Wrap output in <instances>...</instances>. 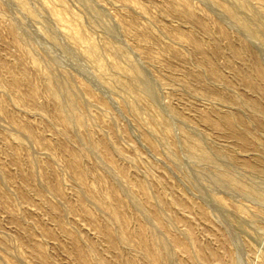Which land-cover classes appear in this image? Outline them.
Instances as JSON below:
<instances>
[{
	"label": "rangeland",
	"instance_id": "rangeland-1",
	"mask_svg": "<svg viewBox=\"0 0 264 264\" xmlns=\"http://www.w3.org/2000/svg\"><path fill=\"white\" fill-rule=\"evenodd\" d=\"M27 1L36 12L35 14H30L25 10L18 0H0V101L19 120L28 125V130L20 129L13 125L10 118L0 111V178L3 182H0V263L43 264V261L48 264H86V261L91 259L92 261L96 260L98 264H124L125 257L122 254V250L137 254V258L139 257L138 262H144L146 258L143 257V254L137 248L139 224L137 223L136 212L139 207L140 210L144 209L141 203H144V199L137 184L129 183L125 177L117 173L118 169L116 168L121 165L120 167L123 166L122 168L129 176L131 175L130 177L133 180H142L148 183L150 192L154 195L150 203L166 214V223L171 230L177 232L182 238H186L191 244L193 243L191 253L186 254L179 244L173 243L167 231L163 227L158 226L151 215L145 214L146 218L148 217L147 220L153 225L151 226L153 230L167 241L171 254H173L172 261H175V263L173 262L174 264H205L198 255L197 242L191 237L188 238L184 231V221L176 216L183 213L187 214L188 218L196 225L200 239L202 238V244L205 246L210 247L213 244L211 247L218 248L223 254H226L229 249L236 258V264H263L264 217L258 220L252 217L261 203L254 197L247 196L237 189L221 185L219 182L222 180H218L220 174L217 168L213 165L194 161L184 148V129L190 133L195 132L193 134H198L200 137L202 136V140H205L204 143L207 145L216 139V137H213L215 132L211 125L208 123L203 124L204 121L195 123L194 120L197 119L195 115L199 118L201 113L208 112L211 108L219 107L215 97L224 91V87L219 83H216L219 87L216 85L213 88L209 87L212 81L211 77H209L210 75L206 72L208 62L213 63L220 71L226 74L229 73V70H227L228 40L224 36L219 35L217 23L227 24L226 26H229L228 28L237 42L241 43L243 41L248 44L251 37L253 41L256 39V43L260 42V44L258 43L259 45L254 42V45L252 42L248 45H252L261 59L264 58V30H262L264 22L257 20L255 12L257 8L253 5V8L249 6L247 9L238 0H221L225 4H233L234 6L229 5L231 9L235 8V11L240 9L239 12L242 10L240 14L245 15V18L247 16V20L254 22V27L257 31L255 32L256 34H252L245 32L239 24H235L236 22L233 23V18L230 15L228 17L227 14L229 13L215 0H85V2L82 0L83 3H87L86 5L80 0H65L68 1L67 3L64 0H46L47 4L50 6L51 4L52 6L54 5L53 7L58 12L61 10L62 13L60 12L59 15L64 20L63 25L57 21L58 18L49 11L48 7H45V0ZM233 2H237L236 4L240 7ZM237 7L239 9H236ZM187 9L193 10V18L181 16L180 12H184ZM70 13L78 16L79 22L71 18ZM87 20L88 23H86ZM255 21L257 24H255ZM201 22H205L210 27V31L206 32ZM12 23L15 29L21 32L23 37L29 42L23 43L24 45H16L13 42L12 34L9 30V27L13 25ZM258 23H262L263 27ZM78 25L84 28L95 43L101 44L100 46L107 39H110L114 44H120V46L127 49L130 56L142 66L150 80L154 82L162 110L169 118L172 116L170 118L174 126L172 139L174 144L177 145H175L176 151L180 161H182L180 164L172 157L167 156L168 149L161 144L160 140H157L160 146L158 150H155L147 141H144L142 127L139 126L130 112L124 108L125 97L123 93L112 87V81L106 82L101 77L96 65H94V62L91 61L87 54L85 44L74 40L67 34L77 29ZM251 25L253 26V23ZM114 26L119 28L116 29ZM45 30L47 32L50 31L54 36L56 35L55 39L50 32L48 34ZM191 34L197 35L203 40L205 45L203 52L195 49V45L189 38ZM246 35L247 37L250 36L247 38L245 37ZM254 35L257 36L253 37ZM213 40H217L222 46V52L217 53L210 47V43ZM73 54L76 55L74 56ZM245 54L246 56H244ZM243 56L247 60L250 59L246 49L245 52L243 51ZM114 59V55H111L109 51L104 52L101 58L104 63H110ZM122 59V64L126 66V60ZM262 60L264 62V59ZM46 63H51L59 73L63 71L70 77L72 76L74 86L79 89L80 93L81 104L78 112L79 110L80 112L84 111V108H81L82 105L86 106L89 120L94 122L96 130L106 131L108 140L122 153V159L119 157L120 160L117 159L116 163H113V169L111 167L112 163L107 161L110 164L109 167L106 163L108 158L106 159V156L98 149V151L96 149L92 151V154L94 153L92 157L83 158L76 164L69 163L68 156H70V153L66 144L57 142L54 145V131L57 128L61 130V125L49 117L50 113H43L37 107V104L39 105L46 101L45 95L41 94L38 96L35 103L27 99L25 91H27L29 85L21 86L16 92L8 91L9 80L12 77L11 71L22 66L27 70L28 79L31 82L30 85L34 84L33 86L36 85L42 88L44 74L50 72V66L48 68ZM201 74L204 76L200 77L199 75ZM244 88L242 84L237 83L230 90L227 89V92L236 96L240 95V98L241 96L246 98L250 93ZM82 91L83 93H81ZM115 92L121 94L119 95ZM24 96L26 101L23 98ZM103 101H107L110 107L107 108ZM170 105H173L176 109V115L170 109ZM37 112L40 113L38 114ZM144 118L147 120V114L144 115ZM157 119L162 120V117L158 116ZM179 120H182V122H179ZM248 122L253 135L264 137L262 128L252 125L249 118ZM110 126L113 127L114 132L109 130ZM148 126L144 125L143 127L147 128ZM75 132L76 135H81H77L79 148H90L91 141L87 126L77 129ZM10 133L21 135L26 144L18 146V141L11 138ZM78 136H80V140ZM82 136L83 138H81ZM92 137L97 139V135ZM218 142L221 145L225 144L221 140H218ZM4 143L6 144L4 145ZM224 146L231 152H237L238 155L241 153V150H233V147L229 145ZM163 150L164 152L162 153ZM13 151L17 152L18 158H13ZM30 153L37 160L34 166H31L28 160ZM123 157H125L124 160ZM226 163L229 166L235 164L232 165V168L235 172L237 171V174L246 180L248 179V181H255V183L259 181V186H263L264 177L260 174L252 171L248 172L247 169L240 164L237 165L236 162L227 161ZM239 166L242 168H239ZM237 167L241 171L240 173ZM193 171L194 173L198 172L199 176L192 174L191 172ZM31 172L35 174V181L43 186L44 192L42 194H39L32 186L33 178L31 177ZM184 172L189 173L190 176L196 175V177L192 176L194 178L192 180L197 179V185L195 181L193 182L195 185H191L186 178H183V176L185 177ZM243 172L245 174H242ZM102 173L106 176L109 175L108 178H113L118 184L116 186L119 190H114L108 179L101 178L99 180L97 175H102ZM111 173L113 176L116 175L113 177ZM81 174L85 177L87 185L93 187L94 193L88 194L84 189L85 187L80 184L79 178ZM116 176L119 177L118 180ZM119 184H121V188L123 187L122 190ZM125 186L126 189L124 188ZM158 191L164 194V200L157 197ZM84 196L92 201L87 200ZM102 200L125 216L132 228L121 230L119 222L107 212L108 210L102 204ZM185 205H188L190 209H185ZM233 205L243 206V209L245 208L244 213L246 212L245 210L249 212L246 215L254 213L249 215V219L244 213L242 215V212L233 210L235 209ZM89 207H94V214L88 212ZM100 207L102 208L101 210ZM240 215L243 218L239 217ZM253 219H255L256 224ZM105 220L110 222L113 231H121L124 236L128 237L130 243L122 244L121 251L113 250L109 244V239L103 236L102 230ZM243 220L245 224H243ZM207 242H209L210 246L207 245ZM234 243L236 244L234 245ZM124 246L129 248L126 249ZM130 248L132 249L130 250ZM176 253L177 256H175ZM177 260H180L179 263ZM211 262L212 264H217L215 258H212Z\"/></svg>",
	"mask_w": 264,
	"mask_h": 264
},
{
	"label": "bare ground",
	"instance_id": "bare-ground-1",
	"mask_svg": "<svg viewBox=\"0 0 264 264\" xmlns=\"http://www.w3.org/2000/svg\"><path fill=\"white\" fill-rule=\"evenodd\" d=\"M18 1L22 5V7L25 10H27L30 14H35L36 13L33 10V8L29 5V3H28L27 0H18ZM80 1L82 2V0H80ZM83 1L85 2V0H83ZM215 1H216V3L218 2L224 8V10L226 12L229 13V14H227L225 12V14H227L228 17L231 16L233 18V19L231 18L232 21L234 20L233 23L236 22L235 24H239L242 27V29L245 32H247V33L256 34L255 32L257 30H255L254 22L249 21V19L247 20L246 19L247 16L245 18L244 17L245 15L243 16L242 14H240V13H242V10H241V12H239L240 9L237 7L236 9H239V11L236 10V11H238V12H236L235 11V8L232 7L234 9L233 10V9H231V7H229L230 4L229 5L228 4H225L221 0H215ZM238 1L244 7H246V8L249 7V6H252V8H253V5H254V7L257 8L256 11H255L256 12V18H257V20L259 22H262V23L264 22V0H238ZM44 2L46 4V6L45 5L44 6L46 8L48 7L49 11L54 16H56L58 18L57 21H59V23L63 25L64 24V20L59 15V13L61 12V10H59L60 12H58L53 7L54 5L53 6H52V4H51V6L48 5L47 2H46V0ZM64 2L67 3L68 1H65L64 0ZM205 3H207V2H205ZM233 3H235V2H233ZM14 4H15V2H14ZM74 4H75V2H74ZM83 4L86 5L87 3H83ZM219 4H217V5H219ZM61 5H64V4H61ZM231 5L234 6L233 4H231ZM236 5H238V4H236ZM211 7H212V5H211ZM88 8H89V6H88ZM217 9H219V8H217ZM88 10L90 11V9H88ZM102 10H103V8H102ZM219 10H221V9H219ZM66 11H68V10H66ZM249 11H250V8H249ZM91 14L93 15V13H91ZM180 14H181V16L183 15V16H185L187 18H190V19L194 17V12H193L192 9H187L184 12H180ZM70 16H71V18H73V19H75L76 21L79 22L78 16H76L73 13H70ZM256 18H254V19H256ZM187 20L189 21V19H187ZM92 22H94V21H92ZM250 22L253 23V26L251 25ZM86 23H88V20L86 21ZM89 24H91V23H89ZM201 24L204 27V29L206 30V32L207 31H210V27L208 25H206L205 22H201ZM224 24L221 23V22H218L217 23V29H218V31L220 33L219 35L224 36L228 40V44H227V51H228V53H227L228 54L227 68L228 69L227 70H229V73L226 74V73L220 71V69H218L213 63H210V62H208L209 64L206 63V64H208L207 65V68H206V70H207L206 72L210 75L209 77H211V81H212V83H211V85L209 87L210 88H213L216 85V83H219V84H221L224 87L223 88L224 91L223 92H220L215 97V98H217V101L218 102H216V103H219V107H216V108H213V109L211 108L212 109V110L210 109L211 111L209 110L208 112L201 113L200 116H199V118L196 117V115H195V118H197V119L194 120L195 123H199V122L201 123L202 121H204L203 124L204 123H208L209 125H211L212 128L214 129L213 131L215 132V136H213V137H216V139L213 140L211 144L207 145L206 143H204L205 140L204 141L202 140V138H201L202 136L200 137V136H198V134L197 135L196 134H193L195 132L190 133V132H188V131H186L184 129V148L186 149V151L188 152L189 156L194 161H196L198 163L201 162V163H205V164H208V165L215 166L217 168V170L219 171V174H220V176L222 178L221 179L220 176L218 177V180L220 179L219 181L222 180L221 182H219L221 185H223L225 187L228 186V187L237 189L238 191L244 193L245 195L251 196V197H254L255 199H257L261 203V205L258 208H256L257 210H255V213L253 212L254 214L251 213L249 215H252L253 214L252 217L255 218L256 220H258V219L264 217V184H263L262 187H260L259 184H258L259 181H257V183H255V181L253 182V181H248V179L246 180L245 178H243L242 176H240L239 174H237L236 173L237 171L235 172L233 170L232 165H235V164H232L231 166H229L226 162L227 161L236 162L237 165L240 164L245 169H247L248 172L249 171L256 172V173L260 174L262 177H264V137H258V136H256V134L253 135V133L251 132V129H250V124L248 122V118H249V120L252 122V125L257 126V127H260V128H262L264 130V62L262 60L264 58L261 59V57L259 56V54L257 53V51L253 49L252 45H250V46L248 45L250 42H252V44L254 45V43H256V41H255L256 39H254V41H253L252 40V37H251V40H250V42H248V44L246 42H243L242 40H241L242 41L241 43L240 42H237L236 39H235V37L233 36L232 32L229 30V28H228L229 26L227 27L226 26L227 24L226 25H224ZM255 24H257L256 21H255ZM261 24H259V25L261 27H263V25H261ZM100 26H101V24H100ZM260 26H259V28H260ZM44 27H46V26L44 25ZM77 27H78L77 29H74L73 31L68 32L67 34L71 38H73L74 40L85 44L84 46H85V49L87 51V54H88L89 58L91 59V61L94 62V65H96L97 70H99L98 72L100 73L101 77L106 82L112 81V83H113V86L112 87H114L116 90H118V91H120V92L123 93V95L125 97L124 108L128 112H130V114L134 117V119L137 121V123L139 124V126L142 127V133H143L142 136L145 139L144 141H147V143L150 144L155 150H158L160 146H159L157 140L158 141L160 140L161 141V144L165 148L168 149L167 156L172 157L177 163L180 164L182 161H180V158H179V156L177 154L176 147H175L176 144H174L173 139H172L173 131H174L173 122L170 120V118H172V116L169 118V116L162 110V108L160 106V103H159V100H158V96H157V94H158L157 87L154 84V82L150 80V78L148 77L147 73L144 71V69L142 68V66H140L130 56V54L127 51V49H125L124 47L120 46V44L119 45H117L116 43L114 44L110 39H107L105 41V43L102 46H100L101 44L98 45L97 43H95V41H93V39H91L90 36H88V34L86 33V31L84 30L83 27H81L79 25ZM114 27L116 28V26H114ZM56 28H58V27L56 26ZM117 28H119V27H117ZM259 28H257V29H259ZM263 28H262V30H264ZM239 29H241V28H239ZM9 30L11 31L10 33L12 34V40H13V42L16 45H22L25 42H29V40L27 41L23 37V35H22L21 32H19L18 30L15 29L14 24L9 27ZM102 30H104V29H102ZM240 31H242V30H240ZM49 32H47V33L50 34L51 32L50 33ZM55 36L52 34V37L54 39H55ZM255 36H257V35H254L253 37H255ZM29 37H30V34H29ZM245 37H247V35ZM189 38H190V41L195 45V47H196L195 49H197L199 52H203L204 51L205 45H204L203 40L199 36L194 35V34H191L189 36ZM238 41H239V39H238ZM258 43L260 44V42H258ZM258 43H256V45ZM210 44H211L210 47L215 52L220 53V52L223 51L222 46L218 43L217 40H213L212 43H210ZM261 44H263V43L261 42ZM127 46H128V44H127ZM256 48H257V46H256ZM259 48H262V47L260 46ZM60 49H62V48L60 47ZM245 49L249 53V56H250V59L249 60H247L246 58H244V56H246V54L243 56V51L245 52ZM106 51H109L111 53V55L113 54L114 57H115V59L112 62H110V63H104L101 60L104 52H106ZM55 53H53V54H55ZM71 53H72V51H71ZM73 55L75 56L76 54H73ZM64 56H66V55H64ZM122 58L126 60V62H127V65L126 66H124L122 64V62H121V59ZM57 61H58V59H57ZM205 62H206V60H205ZM47 66H48V68L50 66V68H49L50 69V72H47V73L44 74V82H43V87L42 88H39L36 85L33 86L34 84L33 85H30L31 82L28 79V76L29 75L27 74V70L25 69V67L22 66V67H18L16 69H13L11 71L12 77L10 76L11 78L9 80L8 91L16 92V91H18V89L21 86H24V85H27L28 86L29 85V87H27L28 89H27V91H25V93H26V96H27L28 101L35 102V103H36V99H37L38 96H40L41 94L45 95L46 101L44 103H42V104H39V105L37 104V107L43 113H50V116L49 117L52 120L56 121L59 125H61V127H62L61 130H59L57 128L54 131V143L55 144L54 143L53 144L56 145L57 142H59V143H65L66 144V146L69 149V153H70V156H68L69 157V163L76 164V163H79L83 158L92 157V155L94 154V153L92 154V151L94 149H96V150L98 149L101 153H103L106 156V159L108 158L106 160V163H107V161L109 163H112L111 164V167L113 169V166H114L113 163H116V160L117 159L120 160L119 157H121V159H122V153L120 152V150H118L113 145V143H111L108 140V136L106 134L107 133L106 131L99 130V129H98L99 131L96 130V126L93 124L94 122H92V121L90 122V120H89V117H88V114L89 113L87 114V108H86V106L82 105L81 108L82 109L84 108V111L80 112V110H79V112H78V108H79V106L81 104L80 97H79L80 96L79 95L80 93H79V89H77V87L74 86V80L72 81V78H71L72 76L70 77L66 72H63V71H62V73H59L55 69V67L53 65H51V63H48ZM67 69H68V67H67ZM203 70H204V68H203ZM199 76L200 77H203L204 75L201 74ZM206 77H208V76H206ZM157 81L160 82L159 80H157ZM204 82H206V81H204ZM195 83H197V82H195ZM237 83L242 84L245 87L244 89H247L248 90V93H250V95L248 97L242 98V96H241V98H240L239 97L240 95L239 96H236V95L229 94L227 92V89L230 90L231 87L234 84H237ZM216 86H218V85H216ZM108 89H110V88H108ZM231 91H233V90H231ZM210 92H213V91H210ZM81 93H83V91ZM115 93H117V92H115ZM117 94H119V93H117ZM23 98H25V96ZM25 101H26V98H25ZM84 104H85V102H84ZM103 104L107 108L110 107V105L107 104V101L106 102L103 101ZM217 106H218V104H217ZM170 109L173 110V112L175 113V115L177 114L176 109L174 108L173 105H170ZM0 111L3 112L6 116H8L10 118V120L12 121V124L13 125H15L16 127L20 128V129L28 130L27 129V126L28 125H26L21 120H19L15 116V114L10 109H8V107H6V105L2 101H0ZM145 114H147V116H148L147 120L144 118V115ZM171 114L173 115L172 112H171ZM90 115H92V114H90ZM158 116H161L162 117V120H158L157 119ZM247 116H248V118H247ZM179 122H182V120L181 121L179 120ZM97 125H99V124H97ZM144 125H149V126L147 128H144L143 127ZM1 126H3V125H1ZM86 126H87V128L89 130V137H90V141H91V147L90 148L87 147L86 149H81L82 147L79 148L80 146L77 145V143L79 142L78 141V138H77V135H80V134H77L76 135V132L75 131L77 129L85 128ZM192 126H194V125H192ZM206 126H208V125H206ZM207 128L209 129V127H207ZM109 130L112 131V132H114V129L111 126L109 127ZM27 135H29V134H27ZM85 135H86V133H85ZM94 135H97V137H96L97 139H93L92 136H94ZM10 136H11V138H13V139H15V140L18 141L17 142L18 146H24L26 144V143H24V139L21 137V135H19L17 133H10ZM80 136H78L79 137V140H80ZM81 138H83V136ZM203 139H205V138H203ZM218 140L224 141L225 144L222 143L223 145H221L218 142ZM5 144L6 143H4V145ZM83 144H84V142H83ZM224 145H229V146L233 147V150L234 149L241 150L240 155H238L237 152H231V151H229L228 149L225 148ZM6 147H8V146H6ZM8 150H9V148H8ZM97 151H95V152H97ZM163 152H164V150L162 151V153ZM12 156H13L14 159L18 158L17 157V152L16 151H13L12 152ZM124 159H125V157H123V160ZM28 160H29V163H30L31 166L36 165L37 160H36L35 157H33L31 155V153H30V157H29ZM107 165L109 166L110 164L107 163ZM186 165L188 166V164H186ZM120 166H118L116 168V169H118V172L117 173H119V175L125 177L129 181V183H131L133 185L134 184H137L139 186L140 190H141L142 195H143L144 203L143 202H141V203L143 204V207L142 208H144V209L143 210H140V207L139 208L136 207L137 208L136 209V212H137V220H138L137 223L139 224V230H138L139 236L137 237L139 239V242H137L138 243V247L137 248L143 254V257L146 258V260L144 262L140 263V262H138L139 257L137 258V254H135V253L133 254V253L128 252L126 250H122V254L125 257L124 258L125 259V262H123V263L124 264H174L175 263V261H172V255L173 254H171V251L169 249V245H168L167 241L164 238H162L160 236V234H158L156 231L153 230V228L151 227L153 225H151L150 224V221L147 220L148 217L146 218V215L147 214L148 215H151L154 218V220H156V223H157L158 226L163 227L167 231V233L169 235V238L173 241V243L175 242V243L179 244L182 247V249L184 250V252L186 254H190L191 251H192V247H193L192 244L193 243L191 244V242H189L186 238H182L177 232L171 230L169 228V226L167 225V223H166V214L163 213V212H161V211H159L156 206H154V205H152L150 203V200L152 199V196H154V195L151 194V192H150V186L148 185V183L145 182V181H142V180L141 181L133 180L130 177L131 175L129 176L127 174V172L122 168L123 166L122 167H120ZM239 168H242V167L239 166ZM239 168H238V171H239ZM247 170H245V171H247ZM240 172L241 171H239V173ZM191 173L192 174H197L198 172L197 173H194V171H193ZM30 174H31V177L33 178V181L30 178V180L32 181V186L35 188V190L39 194H42L44 192L43 186L40 183H37L35 181V179H34V175L35 174L34 173L31 172ZM184 174H185V177L183 176V178H186L187 181H189L191 183V185L194 184L193 183L194 181H195V183L197 185V182H196L197 179H195L194 181L192 180V179H194L193 178L194 176L196 177V175H191L190 176L189 173H185V172H184ZM242 174H245V173L243 172ZM108 176H106L105 174L102 173V175H97V178L99 180L101 178L108 179L109 182H110V184L112 185L113 189L114 190H119L117 188V186H116V185H118V184H116V181H114L113 178L112 179L110 177L108 178ZM112 176H113V174H112ZM38 178H39V176H38ZM118 178L119 177H117L116 179L118 180ZM101 181H103V180H101ZM0 182H2L1 181V178H0ZM79 182H80V184L82 186L85 187L84 189L86 190V192L88 194L94 193L93 187L90 186V185H87L86 180H85V177L82 174H81V176L79 178ZM260 182H262V180H260ZM262 183H264V182H262ZM119 185H120V188H121V184H119ZM199 185H200V183H199ZM122 188H121V190H122ZM124 188L126 189V186ZM82 189H83V187H82ZM119 192L120 193H123L122 191H119ZM199 192H200V190H199ZM229 192H231V191H229ZM84 195H85V193H84ZM239 196H241V195H239ZM157 197H159L162 200L165 199L164 194L161 191H158L157 192ZM85 198H87V197H85ZM159 198H157V199H159ZM129 199H131V198H129ZM87 200H91V199H88L87 198ZM102 204L105 205L104 207H106V209L108 210L107 212L110 213L111 217L114 218L115 220H117L119 222L120 227H121V230H128V229H130V227H131L130 226V223H129V221L127 220V218L125 216H123L119 212H117L116 209L113 206H111L110 204H108L107 202L103 201ZM217 206H219V205H217ZM233 206L235 207V209H233V210H235L237 212H242V215H243L244 209H245V208L243 209V206H241V205L240 206L239 205L238 206L233 205ZM231 207H232V205H231ZM101 209L102 208L100 207V210ZM185 209L188 210L190 208L188 207V205H185ZM133 210H134V208H133ZM202 211H204V210L202 209ZM245 211H246L244 213L245 215L247 213H249L247 210H245ZM88 212L91 213V214H94L95 213L94 207L93 208H90L89 207ZM218 213H219V211H218ZM97 214H98V212H97ZM245 215H244V218H245ZM249 215H246V216H248V218H249ZM176 216L180 217L179 219H182L184 221V231H185V234L188 236V238L191 237V239H194L197 242V247H198V251L197 252H198V255L201 258V260H202L203 263H205V264H212V262H211L212 258H215L216 259L217 264H236L237 263L234 254L231 251H229V249L226 252V254H223L221 251L218 250V248L211 247L213 244L210 246V244H208L209 242H207V245H209L210 247H207L204 244H202V241H201L202 238L200 239L199 230L196 227V225L188 218L187 214H184L183 213V214H180V215L178 214ZM234 216H236V215H234ZM239 217H242V216L240 215ZM97 218H99V217H97ZM100 219H103V218H100ZM255 219H253V220H254V223L256 224ZM107 220H109V219H107ZM237 221L241 224V222L239 220H237ZM243 224H245L244 223V220H243ZM103 226H104V228L102 227L103 228L102 231H103V234H104L103 236H106L109 239V242H110L109 244L111 245V247H112L113 250L114 249H115V251L116 250H120L122 248V244H128V243H130L128 237L124 236V234L121 231L118 232V231H113L112 230L110 222H107L105 220L103 222ZM233 226H235V225L233 224ZM240 228H241V226H240ZM226 230H228V229H226ZM200 233H202V232H200ZM235 233L237 234V232H235ZM230 234H231V232H230ZM164 235H165V237H167L166 234H164ZM100 238H102V237H100ZM191 239H189V240H191ZM257 240H259V239H257ZM255 241H256V239H255ZM238 242H239V239H238ZM169 244H171V243H169ZM235 244L236 243H234V245ZM135 245H137V244H135ZM124 247L126 248V246H124ZM127 248H129V247H127ZM131 249L132 248H130V250ZM138 250H136V251H138ZM138 256H140V254H138ZM175 256H177V253H176ZM196 258L199 260L198 257H196ZM176 259H177V257H176ZM19 261H20V259H19ZM44 261L46 262V260H44ZM84 261H86V260H84ZM179 261H178V263H179ZM237 261H238V259H237ZM42 263L43 264H48V263H44L43 261H42ZM86 264H98V263L96 262V260L95 261H92L90 259V260H87L86 261ZM200 264H202V263H200ZM263 264H264V262H263Z\"/></svg>",
	"mask_w": 264,
	"mask_h": 264
}]
</instances>
